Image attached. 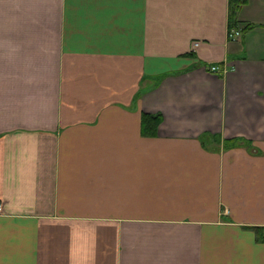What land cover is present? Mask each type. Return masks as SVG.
<instances>
[{"label": "crops", "instance_id": "1", "mask_svg": "<svg viewBox=\"0 0 264 264\" xmlns=\"http://www.w3.org/2000/svg\"><path fill=\"white\" fill-rule=\"evenodd\" d=\"M230 12L0 0V264H264V0Z\"/></svg>", "mask_w": 264, "mask_h": 264}, {"label": "trees", "instance_id": "2", "mask_svg": "<svg viewBox=\"0 0 264 264\" xmlns=\"http://www.w3.org/2000/svg\"><path fill=\"white\" fill-rule=\"evenodd\" d=\"M245 0H231V12H230V20H229V27H236L238 22L235 19V13L238 10L240 4L244 3ZM248 26H245L242 30H246ZM162 117L160 114H150V113H143L141 119V130L142 133L145 135H154L157 131V127L161 122ZM257 233L260 238H264L263 228L257 227Z\"/></svg>", "mask_w": 264, "mask_h": 264}, {"label": "built area", "instance_id": "3", "mask_svg": "<svg viewBox=\"0 0 264 264\" xmlns=\"http://www.w3.org/2000/svg\"><path fill=\"white\" fill-rule=\"evenodd\" d=\"M240 34H241V30L240 29L232 27V28H229L228 38L233 40V39L239 37ZM210 69L211 70H218L219 67L218 66H210Z\"/></svg>", "mask_w": 264, "mask_h": 264}]
</instances>
